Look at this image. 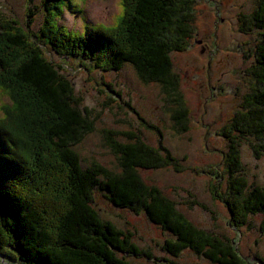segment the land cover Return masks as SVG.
Returning <instances> with one entry per match:
<instances>
[{
	"label": "trees",
	"instance_id": "1",
	"mask_svg": "<svg viewBox=\"0 0 264 264\" xmlns=\"http://www.w3.org/2000/svg\"><path fill=\"white\" fill-rule=\"evenodd\" d=\"M74 1L43 0L37 32L15 21L0 25V96L8 100L0 106V255L17 264H131L128 255L151 260L131 232L100 217V194L112 206L145 215L169 233L172 239L163 250L171 257L190 251L212 264H249L237 244L196 227L158 187L143 181L140 170L182 171L161 140L155 148L136 133L104 131L116 170L96 162L83 168L75 147L94 131V122L89 111L79 108L62 67L43 50L78 61L87 71L132 66L141 82L161 85L174 98L175 118L184 132L188 111L170 55L189 46L194 0H121L113 26H86L81 34L58 25L66 10L80 12ZM238 25L244 34L258 31L249 71L255 85L220 131L228 143L223 169L206 172L220 181L212 190L228 210L231 225L241 231L251 216H262L264 231V188L249 186L239 149L240 140L252 139L256 158L264 154V0H256ZM222 184L223 192L216 195Z\"/></svg>",
	"mask_w": 264,
	"mask_h": 264
},
{
	"label": "rangeland",
	"instance_id": "2",
	"mask_svg": "<svg viewBox=\"0 0 264 264\" xmlns=\"http://www.w3.org/2000/svg\"><path fill=\"white\" fill-rule=\"evenodd\" d=\"M42 1L0 0V25L15 21L37 32L43 20ZM74 3L80 12L66 10L58 25L78 34L83 33L86 26H113L121 12V0H75ZM255 5L256 0H194L189 46L184 52L170 55L173 72L179 80L178 93L188 111L184 132H180L175 118L174 98L168 96L161 85L141 82L132 66L124 64L119 71L111 72L87 71L78 61H64L43 49L48 59L62 67L61 72L73 85L79 108L89 111L94 122V131L75 147L83 168L96 162L116 170L115 157L104 142V131L136 133L155 148L161 140L177 158L182 171L176 172L172 167L140 170L143 181L158 187L196 227L237 244L238 254L249 264H260L256 257L264 260L263 217L251 216L241 231L233 227L228 210L212 190L220 181L206 170L223 169L228 143L220 131L255 85L249 71L254 65L258 31L244 34L238 25L240 17L250 14ZM30 12L32 17H29ZM2 104H8L4 96H0V106ZM120 139L124 141L125 137L120 136ZM254 144L252 139L240 140L243 175L249 186L264 188V154L256 158L251 147ZM224 187L220 185L216 195L223 192ZM193 201L204 209L192 205ZM96 208L103 220L131 232L133 242L152 257L149 260L128 255L126 259L131 264H162L164 261L212 264L190 251L176 258L169 256L163 248L172 236L145 215L118 209L100 194L96 195ZM0 264L17 263L0 255Z\"/></svg>",
	"mask_w": 264,
	"mask_h": 264
}]
</instances>
